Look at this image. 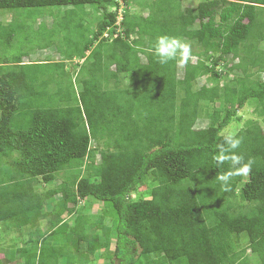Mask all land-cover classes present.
Here are the masks:
<instances>
[{"label":"trees","instance_id":"trees-1","mask_svg":"<svg viewBox=\"0 0 264 264\" xmlns=\"http://www.w3.org/2000/svg\"><path fill=\"white\" fill-rule=\"evenodd\" d=\"M85 5L101 15L84 31L77 28L82 62L73 81L64 61L25 62L7 52L22 30L14 22L19 10L72 6L71 26ZM118 6L116 0H0V10L14 13L10 24L0 21V224L33 226L56 195L53 211L60 203L67 215L91 198L111 206L114 239L86 237L85 220L82 226L76 220L66 240L78 234V249L86 237L88 254L106 246L107 264H264V0H204L196 15L182 0H125L120 27L112 9ZM161 35L191 44L181 77L178 62L160 64L154 55ZM201 78L209 84L197 85ZM122 79L127 90L111 88L110 81ZM248 103L258 120H245L235 133L242 137L237 151L253 161L252 169L223 192L217 177L230 164H216V145ZM142 113L155 114L140 121ZM198 120L207 125L195 127ZM113 130L123 137L112 143ZM58 175L57 186L37 190L38 181L49 184ZM45 236L28 237L26 243H41L33 251L22 245L23 264L66 261L62 246L47 248Z\"/></svg>","mask_w":264,"mask_h":264},{"label":"rangeland","instance_id":"rangeland-1","mask_svg":"<svg viewBox=\"0 0 264 264\" xmlns=\"http://www.w3.org/2000/svg\"><path fill=\"white\" fill-rule=\"evenodd\" d=\"M123 0V5H124ZM204 0H182V6L184 8L189 9V13L192 12L196 15V10H194L197 4ZM128 2V0H126ZM72 6H46L41 8H24L19 10L17 16L15 17V23L17 25L22 26V30L14 37L12 48L7 52L11 54V56L22 55L21 58L25 62H61L64 61L68 68L70 74L67 75L68 82L73 81L77 72L74 74L72 70L74 67L81 63L78 57V53L75 51V44L80 42V38L78 36L79 28L81 31H84L86 28V24L91 23L93 25L96 24V21L100 18V13L93 7L92 5H85L82 8H77L82 15L76 18L71 26L66 24L67 14L72 9ZM129 10L138 11V6L135 4L129 3ZM87 12V14L84 13ZM146 15V13H145ZM14 19V13L4 12L0 10V21L4 25L10 24V22ZM246 20L243 21L245 23ZM72 26H75L74 30ZM70 29H66V28ZM264 45L263 41L261 42ZM264 47V46H261ZM230 59V58H229ZM232 63H236L238 59L231 58ZM230 64V61H229ZM184 65L178 63V77H181L183 74ZM72 69V70H71ZM71 70V71H70ZM232 76V75H231ZM64 78L63 86H67V78ZM101 80V79H98ZM123 80V81H122ZM121 82L110 81L111 88H120L122 86V90H127L130 85L129 81L122 79ZM203 83L209 84L205 78H201L198 80L197 85H201ZM74 88L76 89V84H74ZM76 91V90H75ZM139 101L142 100V97L139 95L136 96ZM130 102L137 101L136 98L131 95L128 96ZM145 103V102H143ZM253 105L246 104L244 107L237 110L236 115L232 118L230 124L223 130V134L235 133L242 126L245 120L249 118H255L258 120L256 116L253 114ZM157 108V107H155ZM148 107L142 105V110H147ZM156 109H154L155 111ZM143 114V113H142ZM155 113L147 114L146 116L143 114V117L140 115V121L146 120V117H150ZM144 118V119H143ZM207 125V121L198 120L196 122L195 127L202 128ZM116 127V126H115ZM197 130V129H196ZM114 134L108 139L111 142H114V139H120V135L123 137L120 131L113 130ZM95 142H91V146H94ZM1 165H4L3 163ZM62 176L58 175L56 180L50 182L49 184L42 183L38 181V185L36 186L37 190L40 192L46 191L52 187L58 185V183L62 180ZM148 183L140 187V192H143L146 189ZM133 196V198H135ZM60 195L53 196L50 200L45 202L44 207L41 209V213L38 218H34V225H25V226H13L9 222H6V225L0 224V264H11L15 263L19 258L17 255V249L21 247L20 245L26 244L31 251H33L36 247L40 245H36L34 242L26 243V240L29 236L35 241L41 235L48 233V230H55V232H51L48 237L44 239L46 243H48L47 248L51 247V245L62 246L64 251V259L66 261L71 258L73 264H107L105 262L107 256L109 257V249L104 246L98 248L94 253L88 254L85 252L86 245V237L89 234L94 236H99V239L104 244L106 241H110V239H114L115 237V215L112 211L111 206L108 203H102L99 201H95L91 198H87L77 205H75V209L72 215H67L63 208L58 207L60 203H56L55 212L54 203L59 201ZM53 211V212H52ZM56 219H60L59 223H57ZM52 220V224L49 223ZM77 220V226H82V221L85 220V224L82 230V233L86 236L84 242L78 245V249L75 248L74 242L77 239L78 234L73 233L70 239V242L67 241V237H69V231L73 228L75 221ZM89 220V221H88ZM103 221L100 223L104 225L103 227H99V225L92 226V221ZM55 226H54V225ZM61 224H64L61 227ZM106 227L108 228L106 230ZM28 232V233H27ZM90 237V236H89ZM25 240V241H24ZM244 243V242H242ZM106 247V248H105ZM22 248V247H21ZM76 249V250H75ZM84 252V253H82ZM249 253V250L247 251ZM7 257V258H6ZM6 258V262L3 259ZM58 264H60V257H56ZM23 262V258H21ZM64 261L61 264L68 263ZM114 264H118L117 260H114ZM15 264H23L16 262Z\"/></svg>","mask_w":264,"mask_h":264},{"label":"clouds","instance_id":"clouds-1","mask_svg":"<svg viewBox=\"0 0 264 264\" xmlns=\"http://www.w3.org/2000/svg\"><path fill=\"white\" fill-rule=\"evenodd\" d=\"M116 1L119 4L118 8H112L117 11L114 26L117 20L122 22V10L124 8L123 0ZM153 49L154 55L157 57L160 64H167L170 61H176L180 64L186 65L192 58L191 44L169 35H161L157 37ZM80 62H82V60H80ZM241 144L242 137L233 132L224 135L222 137V142L216 145L217 154L214 156L216 164L223 165L225 162L230 164V169L217 177V181L223 192L231 190L230 182L233 177L247 176L251 172L253 161L250 159L245 161L244 157L237 151Z\"/></svg>","mask_w":264,"mask_h":264},{"label":"built area","instance_id":"built-area-1","mask_svg":"<svg viewBox=\"0 0 264 264\" xmlns=\"http://www.w3.org/2000/svg\"><path fill=\"white\" fill-rule=\"evenodd\" d=\"M120 25H121L120 20H117V22L115 23V26L120 27ZM118 31H120V29ZM103 37H105V38L110 37L109 28H107V30L103 33Z\"/></svg>","mask_w":264,"mask_h":264},{"label":"crops","instance_id":"crops-1","mask_svg":"<svg viewBox=\"0 0 264 264\" xmlns=\"http://www.w3.org/2000/svg\"><path fill=\"white\" fill-rule=\"evenodd\" d=\"M66 68H68V66H66ZM33 225H34V224H33ZM51 231H52L51 229L48 230V233H46L45 235H47V234L49 235V234L51 233ZM20 246L22 247V245H20ZM21 247H19V248L17 249V255H19V253H20V252H19V249H20ZM20 258H21V257H20ZM20 258L17 259L18 263H19V262L22 263V261H21ZM19 259H20V261H19Z\"/></svg>","mask_w":264,"mask_h":264}]
</instances>
